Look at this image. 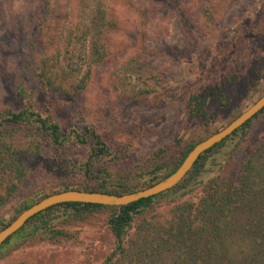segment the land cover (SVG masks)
<instances>
[{"label": "rangeland", "instance_id": "rangeland-1", "mask_svg": "<svg viewBox=\"0 0 264 264\" xmlns=\"http://www.w3.org/2000/svg\"><path fill=\"white\" fill-rule=\"evenodd\" d=\"M90 1L62 21L55 53V69L67 81L78 83L89 74V83L84 90L60 96L46 92L26 68L31 0H0V109L27 106L17 91L23 85L30 103L51 115L63 132H83L90 126L108 145L121 147L128 157L109 165L114 172L161 163L163 175L188 145L222 130L264 95V0H130L146 15L142 31L119 0L108 1L106 18L121 28L107 33L105 56L98 62L88 31L95 18ZM66 3L63 17L73 7L72 1ZM144 89L148 91L140 93ZM191 95L205 98L214 116L189 121ZM11 143L26 147L23 133H16ZM262 143L264 111L253 120L233 162L242 164ZM233 146L229 142L208 158L202 181L192 183L184 199L196 202L202 196L205 182L222 172ZM89 150L69 145L60 158L59 152L43 149L14 201L54 188L61 180L75 181L70 166L84 161ZM230 178L237 183L239 175ZM5 214L12 215L9 207L0 216ZM108 215L95 213L69 229L70 238L33 243L11 252L0 264H102L113 248Z\"/></svg>", "mask_w": 264, "mask_h": 264}, {"label": "trees", "instance_id": "trees-1", "mask_svg": "<svg viewBox=\"0 0 264 264\" xmlns=\"http://www.w3.org/2000/svg\"><path fill=\"white\" fill-rule=\"evenodd\" d=\"M66 1H72L73 7L69 13L65 9L63 17ZM66 1L31 0L32 34L26 61V68L37 77L40 86L46 92L60 96L84 90L90 78L87 74L78 83L67 81L69 79L55 69L59 65L55 53L60 47L62 21L77 6L85 9L82 5L89 3V0ZM108 1L111 0L90 1L95 18L88 31L91 32L90 45L96 62L105 56L107 33L121 28L116 20L106 18ZM119 1L136 16L137 28L142 31L147 23L142 9L130 0ZM130 61L136 65L134 58ZM17 89L27 106L19 110L0 109V213L7 207L12 213L11 216H0V231L24 210L57 192L77 190L122 195L146 189L172 174L196 145H188L177 164L165 170L163 175H160L163 171L161 163L136 167L125 173L114 172L109 165L128 157L121 147L108 145L90 126H85L83 132L75 129L63 132L51 115L40 112L37 105L30 103L23 85ZM186 108L187 119L191 122L214 116L208 113L205 98L198 95L189 97ZM263 111L201 154L173 188L121 207L84 203L49 207L31 217L2 244L0 260L33 243H55L70 238L69 229L95 213L107 211L106 223L113 248L102 264H264V143L251 149L242 164L233 162L235 153L243 149H239L240 145L245 142L253 120ZM20 132L25 137L26 147L19 149L11 140ZM229 142L234 143L233 151L228 154L230 159L222 172L205 182L202 196L196 202L184 199L190 185L202 181L208 158L223 150ZM69 145L90 147L84 161L70 166L77 179L61 180L54 188L32 191L14 201L39 153L50 148L59 152L61 158ZM237 173L239 178L235 183L230 177ZM169 202L173 204L167 210H160Z\"/></svg>", "mask_w": 264, "mask_h": 264}, {"label": "water", "instance_id": "water-1", "mask_svg": "<svg viewBox=\"0 0 264 264\" xmlns=\"http://www.w3.org/2000/svg\"><path fill=\"white\" fill-rule=\"evenodd\" d=\"M264 109V95L253 103L247 110L232 120L222 130L208 136L204 140L198 142L185 156L179 167L168 177L157 182L156 184L129 194L112 195L100 192H87L77 190H65L48 195L26 210L19 214L8 226L0 231V247L2 244L16 233L23 225L34 215L49 207L61 203H84L103 206L121 207L136 202L141 199L149 198L165 192L183 180L188 171L192 168L195 161L201 154L211 149L225 138L233 134L235 130L243 126L252 119L258 112Z\"/></svg>", "mask_w": 264, "mask_h": 264}]
</instances>
